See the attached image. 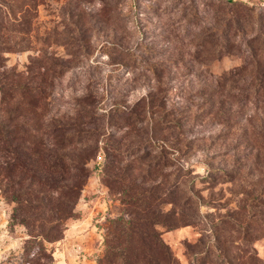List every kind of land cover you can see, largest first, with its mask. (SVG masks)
<instances>
[{
	"label": "rangeland",
	"instance_id": "1",
	"mask_svg": "<svg viewBox=\"0 0 264 264\" xmlns=\"http://www.w3.org/2000/svg\"><path fill=\"white\" fill-rule=\"evenodd\" d=\"M211 1L38 0L36 13L28 17L30 29L19 35L25 49L7 53L8 66L24 72L35 59L31 74L41 81L38 73L49 58L53 66L43 79L53 94L45 109L36 108L35 126L43 128L47 117L84 108L95 134L82 141L84 154L77 153L88 156L87 177L72 216L62 221L58 240L40 238L47 254L35 255L40 247L29 241L39 238L31 239L22 221L12 218L14 205L0 191V264L263 263L259 226L264 208L260 204L231 221L229 211L238 200L232 192L238 188L230 183L208 188L202 177L210 168H230L226 153L233 151L242 154L248 172L257 169L254 161L260 162L259 171L249 176L252 185L244 186L264 197V74L258 71L255 48L264 47V0H235L241 6L236 14L241 31L235 36L229 27L228 38L238 46L228 44L218 59L200 37L214 26ZM202 9L203 20L197 21ZM239 67L245 69L229 81L233 117L227 135L229 127L216 120V106L205 102L206 81ZM151 97L156 106L147 108ZM119 107L129 111L127 119L113 113ZM187 141L190 150L181 153ZM107 149L116 156L118 169H110ZM153 155L173 165L142 173L138 167ZM183 165L191 167L196 182L193 197L200 204L194 214L188 206L164 204L165 184ZM120 168L122 179L116 182ZM172 171L174 176L166 177ZM138 198L150 204L148 215L158 221L152 235L162 242L153 244L137 234L117 237L118 223L111 219L124 213L134 219ZM30 222L50 226L58 221ZM253 249L257 254L251 259Z\"/></svg>",
	"mask_w": 264,
	"mask_h": 264
},
{
	"label": "trees",
	"instance_id": "2",
	"mask_svg": "<svg viewBox=\"0 0 264 264\" xmlns=\"http://www.w3.org/2000/svg\"><path fill=\"white\" fill-rule=\"evenodd\" d=\"M37 5L38 0H0V191L14 205L12 218L16 221H22V224L30 230L31 239L39 238L38 241H29L40 247L35 255H43L47 252L44 241L40 238L49 242L58 240L62 232V221H66L73 214L78 196L87 177L88 156L84 157L83 155L79 158L77 153L81 151L84 154L82 141L90 134L95 133L93 132L94 129L88 126L91 123V120L88 119L90 114L84 108L69 114H61V116L56 114L47 117L46 115L47 119L44 121L43 128L35 126V120L38 118L35 116L37 114L36 108L45 109L50 104L48 99L52 98L53 91L46 84L47 81L43 79V75L53 65H51L49 58L45 59V65H43L45 70L38 73L41 76V81H39L38 75L33 77L31 74L34 72V62L37 63L35 59L31 60L26 71L22 72L21 69L8 66L6 54L25 49L21 43L24 39L21 40L19 35L30 29L28 17L36 13ZM210 7L213 10L214 26L209 30V35L204 31L200 37L202 38V45L211 44V52L218 55V59L224 55L225 51H228V44L232 48L238 46L235 42L236 39L228 38V28H234V35L239 36L241 24L236 14L237 8H241V6L235 0H212ZM260 8L264 10L263 7ZM254 9L255 7H251L248 10L253 13ZM202 11L205 12L202 9L196 13L198 15L197 21L203 20ZM224 17L226 18L224 19ZM261 41L264 42V40ZM255 48L259 50L260 54L257 61L258 71L261 70L264 74V47ZM60 66L61 69L68 68L62 64ZM243 69L245 68L239 67L217 76L212 74L210 80L206 81L209 92L205 102L211 103L210 106H216V120H218L219 126L229 127L228 124L232 121L233 116L230 108L232 96L229 92V81L238 73H242ZM49 84L53 86L51 82ZM242 98L240 95L239 103H242ZM145 104L147 108L156 106L152 97L147 98ZM145 104L143 105L144 110L147 109ZM88 105L92 107L93 104L88 103ZM47 113L51 115L50 110ZM113 113H118L116 114L118 118L125 120L128 118L126 115L129 111H124L119 107ZM229 130L230 127L224 133L228 135ZM227 138L230 139L229 136ZM151 146L152 144L149 143L148 148L153 150L155 146ZM107 147L111 150L116 149L109 142ZM182 148L181 153L185 151L187 153L190 150L188 141L182 144ZM107 151L110 156L108 163L110 169H118L116 156L112 155L111 157L109 149ZM228 152L226 156L229 157L231 167L228 169L210 168L202 178L206 180L208 188H213L219 183H230L238 188L237 192H232L234 196L238 197V200L235 199L237 207L230 209L228 217H232L231 221H239V216L251 214L256 206L261 204L264 208L263 193L255 191L252 187L246 189L244 186L252 185L249 176L253 172L259 171L258 164L260 162L254 161L257 169L254 171L249 166L248 172L247 166H243L241 163L242 154L233 151L229 154ZM145 157L146 155L141 156V158ZM144 160L143 164L138 167L142 173L146 171V173L152 174V172H156L166 165H173L169 160L167 163L161 161L162 156L159 157V155L157 158L153 155L148 160ZM120 170L122 169L120 168L114 174L116 175L114 179L116 182L122 179L123 170L121 172ZM174 174L175 172L172 171L166 177L174 176ZM190 178H193L191 182H195L191 167L183 165L180 167L178 176L175 174L173 177L174 181L168 179V183L165 184L167 189L164 194L166 196L165 206L167 204L174 207L183 205L188 206L193 214L197 211L200 202L193 197L196 182L191 184ZM140 200L138 198L136 204L134 203L138 208L135 211L134 219H129V213L111 219L118 223L117 237H133L137 234L141 237H149L153 244L160 243L162 240L157 239L156 235H152V232L157 230L158 221L148 215L147 209H150V204H143ZM217 206H222V204ZM171 211L174 213L175 208ZM261 214L264 216V209L261 210ZM30 221L58 222L47 226ZM259 228L264 232V220ZM162 246L164 247V245ZM255 254H257L256 249H253L250 258L254 259ZM261 264H264V261Z\"/></svg>",
	"mask_w": 264,
	"mask_h": 264
}]
</instances>
